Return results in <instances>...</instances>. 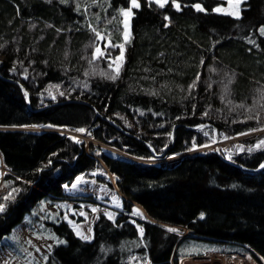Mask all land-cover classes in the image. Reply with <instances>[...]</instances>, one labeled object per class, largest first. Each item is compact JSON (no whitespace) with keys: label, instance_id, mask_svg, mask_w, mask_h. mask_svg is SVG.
Segmentation results:
<instances>
[{"label":"trees","instance_id":"1","mask_svg":"<svg viewBox=\"0 0 264 264\" xmlns=\"http://www.w3.org/2000/svg\"><path fill=\"white\" fill-rule=\"evenodd\" d=\"M137 2L0 0V161L12 173L3 177L12 196L0 211V241L35 203L65 197L64 184L104 167L124 213L114 221L99 215L89 241L64 222L53 225L65 243L53 246L45 264H127L130 257L178 264L188 239L240 246L264 264V167L235 165L256 169L264 151L232 154L229 162L205 149L167 167L115 157L65 133L27 130L84 129L151 160V150L167 147L165 158L213 142L212 128L229 138L264 127V0H245L236 18L214 13L220 0H169L163 8ZM128 8L130 37L115 76L106 58L119 52ZM105 41L109 52L95 55ZM134 204L151 221L137 223L141 235L127 215ZM159 224L187 234L178 241Z\"/></svg>","mask_w":264,"mask_h":264},{"label":"rangeland","instance_id":"2","mask_svg":"<svg viewBox=\"0 0 264 264\" xmlns=\"http://www.w3.org/2000/svg\"><path fill=\"white\" fill-rule=\"evenodd\" d=\"M220 1L221 3L213 9L214 13L222 15L227 14L236 18L237 13L238 16L240 15L241 5L245 0ZM137 3L139 4V2ZM130 8L136 7H132V3H130ZM130 8L121 12L123 19V41L118 45L119 52L114 55L111 54V56L106 58L108 61L106 67L112 70L115 76L120 72L124 61V42L130 37ZM216 9H219V11H216ZM123 12H129V15L126 17L123 15ZM262 27L264 26L259 27L258 32L264 37V34H261L260 32ZM126 36L127 39H125ZM108 46H110V44L105 41L103 47H99L102 51L100 56H104L105 53L109 52L105 51V48ZM121 52H123L122 56ZM94 54L98 56L96 51ZM1 60L2 58L0 56V63ZM204 126L207 125L202 124L198 128H203ZM27 130H48L65 133L73 137L75 140L84 142L85 147L91 144L97 147L100 151H105L115 157L122 156L129 160H138L139 162L145 163H158L167 167L175 165L181 157L187 154L197 151L200 152L205 149L215 151L217 154L228 160L232 154L243 153L248 155L257 151H264V144H261V141H264V127L237 134L229 138H219L215 131V144L213 140V142L198 146L196 149L185 154H177L165 158L164 154L161 158H153L151 160L129 157L106 144L92 139L84 129L82 132L78 130L55 129L51 127L28 128ZM207 131H205L206 134ZM212 136L214 139L213 131ZM248 138L252 139L250 144L242 142L244 139ZM5 173L11 172H9L0 161V205H3V198L8 196L10 191L8 186L9 183H5L3 180ZM97 176L103 177V179L105 177L109 184L99 182ZM63 189L66 195L65 197L61 199L45 197L38 201L32 206L31 210L24 215L22 220L14 225L11 231L1 239L0 264H45L48 254L53 246L65 243L64 238L54 233L52 230L53 225L64 222L71 228L76 237L89 241L92 238L93 223L97 220L99 215H104L106 218L114 221L120 213H124L122 208L123 196L115 186L114 177L104 167L90 172L88 175H77L73 182L70 184H64ZM127 215L129 216L130 221L135 224L140 235L141 228L137 223L141 221L151 222L145 215L144 211L136 204H134ZM159 225L169 232H176L179 235L178 241L187 234L185 229L178 226ZM169 229H173V231H170ZM85 237L87 238L85 239ZM209 248L210 250H208ZM223 251L229 252L223 253ZM178 254V264H218L220 261L223 262L222 264H257L248 252L241 250L240 246H231L224 243H211L197 239L183 241L178 250ZM127 264L150 263L147 261L140 262L138 258L130 257L127 260ZM170 264L174 263L170 261Z\"/></svg>","mask_w":264,"mask_h":264},{"label":"snow or ice","instance_id":"3","mask_svg":"<svg viewBox=\"0 0 264 264\" xmlns=\"http://www.w3.org/2000/svg\"><path fill=\"white\" fill-rule=\"evenodd\" d=\"M151 2H155V3H157L161 8H163L168 2H169V0H150V3ZM173 2L175 3V0H173ZM131 3H132V7H139V4L137 3V0H131ZM175 6H176V8H177V10H180V5L178 4V3H176L175 4ZM193 7H195V9L197 10V11H204V9L199 5V4H196V5H194ZM216 11H219V9H216ZM123 15H125L126 17L129 15V12H123ZM237 15V17H238V13L236 14ZM260 32H261V34H264V27H262L261 29H260ZM96 35L99 37L100 36V34L99 33H96ZM101 39H102V37H101ZM125 39H127V36L125 37ZM96 53L98 54V55H100V54H102V51H101V48H99V47H97L96 48ZM123 55V52H121V56ZM116 77L115 76H113V77H111V79H115ZM78 131H84L83 129H78ZM261 144H264V141H261ZM262 167H264V165H262ZM14 192H18L19 191V189H14L13 190ZM10 196H12V193H9V196H5L3 199L5 200V201H7L8 199H9V197ZM4 210V205H0V211H3ZM201 218H203V214H201ZM170 231H173V229H169ZM141 231H142V229H141ZM87 237H85V239H86Z\"/></svg>","mask_w":264,"mask_h":264},{"label":"water","instance_id":"4","mask_svg":"<svg viewBox=\"0 0 264 264\" xmlns=\"http://www.w3.org/2000/svg\"><path fill=\"white\" fill-rule=\"evenodd\" d=\"M22 90H23V93H24V98H25V102H26V104L28 105V94H27V92L21 87V85L19 84V83H17V82H15ZM213 133H214V144L216 143V140H215V128H213ZM150 150H151V148H150ZM167 150V147L160 153V154H156V153H154L152 150H151V154L153 155V157H155V158H161L162 156H164V154H165V151ZM225 161H229V162H231L230 160H228V159H225V158H223ZM235 164V163H234ZM235 165H237L240 169H242L243 171H245V172H256V171H259V170H261L263 167H262V165H264V162L259 166V167H257L256 169H249V168H246V167H243V166H241V165H238V164H235Z\"/></svg>","mask_w":264,"mask_h":264},{"label":"crops","instance_id":"5","mask_svg":"<svg viewBox=\"0 0 264 264\" xmlns=\"http://www.w3.org/2000/svg\"><path fill=\"white\" fill-rule=\"evenodd\" d=\"M208 250H210V248ZM222 263H223L222 261L218 262V264H222Z\"/></svg>","mask_w":264,"mask_h":264},{"label":"bare ground","instance_id":"6","mask_svg":"<svg viewBox=\"0 0 264 264\" xmlns=\"http://www.w3.org/2000/svg\"><path fill=\"white\" fill-rule=\"evenodd\" d=\"M0 65H1V63H0ZM16 84V83H15ZM22 90V89H21ZM22 92H23V90H22ZM23 95H24V93H23ZM155 158V157H154Z\"/></svg>","mask_w":264,"mask_h":264}]
</instances>
